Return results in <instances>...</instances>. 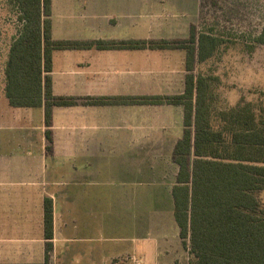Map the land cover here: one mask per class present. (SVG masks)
Wrapping results in <instances>:
<instances>
[{
	"label": "crops",
	"instance_id": "crops-1",
	"mask_svg": "<svg viewBox=\"0 0 264 264\" xmlns=\"http://www.w3.org/2000/svg\"><path fill=\"white\" fill-rule=\"evenodd\" d=\"M138 5L141 0H51L52 37L95 41L189 36L194 22L179 27L139 21L132 14ZM185 73L181 48L56 49L52 91L74 96L76 103L54 106L48 127L43 106L9 105L3 80L0 263L43 262V200L48 196L53 202L50 264H165L164 255L171 253L169 232L175 236V249L180 244L171 190L182 106L90 104L87 97L174 95L183 92ZM46 129L51 132L50 150ZM116 238L150 241L153 249L114 251L100 245L102 239Z\"/></svg>",
	"mask_w": 264,
	"mask_h": 264
},
{
	"label": "trees",
	"instance_id": "trees-1",
	"mask_svg": "<svg viewBox=\"0 0 264 264\" xmlns=\"http://www.w3.org/2000/svg\"><path fill=\"white\" fill-rule=\"evenodd\" d=\"M18 12V29L4 64V93L14 107L44 108L50 125L54 106L76 103V97L52 91V54L56 49L181 48L185 51L184 90L174 95L87 97L90 104L171 103L182 106L183 130L173 149L178 169L172 186L173 216L190 264H264V105L239 100L215 110L210 75L196 64L212 57L220 39L212 27L191 24L185 39L95 40L53 39L51 0H10ZM249 51L264 45V24L251 33ZM46 149L51 132L45 130ZM44 260L53 248V202L43 200Z\"/></svg>",
	"mask_w": 264,
	"mask_h": 264
},
{
	"label": "rangeland",
	"instance_id": "rangeland-1",
	"mask_svg": "<svg viewBox=\"0 0 264 264\" xmlns=\"http://www.w3.org/2000/svg\"><path fill=\"white\" fill-rule=\"evenodd\" d=\"M141 1L142 6L132 8V14L138 15L136 20L171 22L179 27L194 22L197 30L212 27L223 39L215 54L195 67L197 72L215 78L212 81L215 110L229 108L239 100L264 105V45H256L252 51L247 47L251 33L258 32L264 24V0ZM18 24V12L13 4L10 0H0V87L9 44ZM4 133L13 132L4 130ZM261 197L264 200V190ZM168 239L171 253L164 255L165 264H190V256L181 240L175 249V236L171 232ZM100 245L114 251L130 246L153 249L150 241L118 238L102 239ZM159 246L161 248V244Z\"/></svg>",
	"mask_w": 264,
	"mask_h": 264
}]
</instances>
